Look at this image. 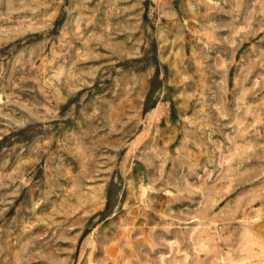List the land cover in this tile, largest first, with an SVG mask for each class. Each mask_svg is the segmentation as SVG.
<instances>
[{
  "label": "rangeland",
  "instance_id": "1",
  "mask_svg": "<svg viewBox=\"0 0 264 264\" xmlns=\"http://www.w3.org/2000/svg\"><path fill=\"white\" fill-rule=\"evenodd\" d=\"M0 264H264V0H0Z\"/></svg>",
  "mask_w": 264,
  "mask_h": 264
}]
</instances>
